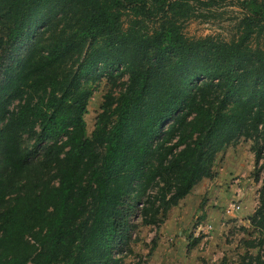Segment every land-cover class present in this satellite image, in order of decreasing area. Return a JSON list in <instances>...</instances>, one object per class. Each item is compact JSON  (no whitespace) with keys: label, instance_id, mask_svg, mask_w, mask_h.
I'll return each mask as SVG.
<instances>
[{"label":"trees","instance_id":"1","mask_svg":"<svg viewBox=\"0 0 264 264\" xmlns=\"http://www.w3.org/2000/svg\"><path fill=\"white\" fill-rule=\"evenodd\" d=\"M195 1L0 0V264H123L134 209L161 223L241 136L264 244V0L237 1L229 40L185 34Z\"/></svg>","mask_w":264,"mask_h":264},{"label":"rangeland","instance_id":"2","mask_svg":"<svg viewBox=\"0 0 264 264\" xmlns=\"http://www.w3.org/2000/svg\"><path fill=\"white\" fill-rule=\"evenodd\" d=\"M237 1L213 0L210 4V0H196L194 16L183 23V31L194 38H233L242 16ZM261 41L264 48V39ZM126 81V74L114 84L105 78L99 81L84 115L88 135L104 94L111 91L116 96ZM212 172V177L196 183L157 225L141 224L138 207L134 209L129 219L134 227L128 245L123 247V264H242L248 254L263 253L264 244L254 248L245 244V240L260 235L250 223L263 179L255 164L253 140L241 136L225 146L216 154ZM233 200L240 209L226 215L225 209ZM194 239L197 241L192 243Z\"/></svg>","mask_w":264,"mask_h":264},{"label":"built area","instance_id":"3","mask_svg":"<svg viewBox=\"0 0 264 264\" xmlns=\"http://www.w3.org/2000/svg\"><path fill=\"white\" fill-rule=\"evenodd\" d=\"M240 209V204L238 203V201H231L229 203V205L226 207L225 209V213L226 215H232L234 214L236 211H238Z\"/></svg>","mask_w":264,"mask_h":264},{"label":"crops","instance_id":"4","mask_svg":"<svg viewBox=\"0 0 264 264\" xmlns=\"http://www.w3.org/2000/svg\"><path fill=\"white\" fill-rule=\"evenodd\" d=\"M186 196H187V195H186ZM186 196H185V197H186Z\"/></svg>","mask_w":264,"mask_h":264}]
</instances>
